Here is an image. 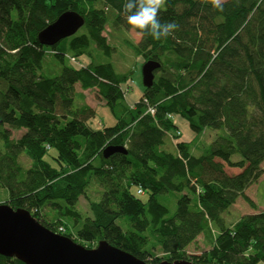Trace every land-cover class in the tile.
I'll return each instance as SVG.
<instances>
[{
    "label": "trees",
    "instance_id": "obj_1",
    "mask_svg": "<svg viewBox=\"0 0 264 264\" xmlns=\"http://www.w3.org/2000/svg\"><path fill=\"white\" fill-rule=\"evenodd\" d=\"M126 2L0 0V188L9 194L4 203L28 210L48 229L88 248L105 240L149 264L264 261V210L232 224L223 215L239 197L256 208L245 191L264 173V0H224L222 11L210 0H167L159 19L179 28L159 40L127 23ZM67 10L84 17L85 31L42 44L39 33ZM110 22L141 34L137 43L123 39L143 63H161L153 85H143L132 105L129 87H122L132 80V69L119 72L113 61L93 57L95 50L107 57L115 51L104 35ZM81 56L90 62L80 65ZM77 84L96 89L114 124H90L96 108L75 106ZM176 116L195 132L191 142L179 140ZM13 129L25 132L15 139ZM206 129L224 134L194 154ZM109 145L125 146L127 153L106 158ZM235 154L240 158L234 160ZM225 165L242 171L231 175ZM93 184L100 191L89 201L88 215L78 205ZM166 195L175 198L173 212L160 199ZM210 227L217 230L210 249L189 254L188 246ZM0 264L25 263L0 254Z\"/></svg>",
    "mask_w": 264,
    "mask_h": 264
},
{
    "label": "water",
    "instance_id": "obj_2",
    "mask_svg": "<svg viewBox=\"0 0 264 264\" xmlns=\"http://www.w3.org/2000/svg\"><path fill=\"white\" fill-rule=\"evenodd\" d=\"M84 17L74 10L61 13L38 35L42 44L53 45L70 37L84 25ZM161 63L149 59L142 65V81L151 87L155 71ZM116 152L127 153L122 145H109L103 154L106 158ZM0 254L16 257L25 264H149L133 254L101 240L88 248L72 238L54 232L42 225L22 208L0 203ZM160 264H216L190 260L163 261Z\"/></svg>",
    "mask_w": 264,
    "mask_h": 264
},
{
    "label": "rangeland",
    "instance_id": "obj_3",
    "mask_svg": "<svg viewBox=\"0 0 264 264\" xmlns=\"http://www.w3.org/2000/svg\"><path fill=\"white\" fill-rule=\"evenodd\" d=\"M85 31V26H82L77 33H82ZM104 35L107 36V38L110 39V42L112 45L115 46V51L113 52V55L110 57H107L104 55L101 51L95 50L94 58L102 61H113L114 65L116 66V69L119 72H126L128 70L132 69V80H130L129 86H127L128 83H124V90H127V87H129V90L127 92L128 96L127 99L129 101H136L137 94L139 98V93L143 88V81H142V65H143V57L140 55H136L135 51L131 49L125 42L123 38H129L130 40L134 42H138L141 34L134 31V30H127L124 29L123 31H119L115 24L110 22L104 31ZM134 95L135 99L133 100L131 96ZM84 102H88L91 104V106L96 107V117L94 118V122H92L93 127H101L102 124L106 125H112L115 123V118L110 110V108L103 104L104 101L98 96L96 89L91 90H80L75 97V106H81ZM176 122L178 123L179 129L181 130L182 137L187 138L189 132H194L190 127L189 132L186 127L187 121L186 119L182 118L181 116L175 117ZM25 130H12V137L15 139H18ZM224 129L220 130H213V129H207L197 140L195 143L196 149H202L203 147L209 145L218 135H223ZM170 149H172V146H169ZM194 153H199L193 150ZM240 156L238 154L233 155V159H239ZM22 162L25 165H30V160L22 156L21 157ZM264 164V163H263ZM264 168V166H263ZM99 191L100 188L98 185L93 184L89 190L87 191V196L80 197L78 209L84 213V214H91L90 212V200H96L99 197ZM248 195L251 196L254 202H256V208H253L243 197H239L238 202L235 206L230 207L227 211L224 212V217L227 221V223L232 224L236 221H238L244 213L252 210H264V173L262 174V177L252 184L250 188L247 191ZM8 191L5 189L0 188V203H4L6 199H8ZM143 199H146V195H141ZM174 196H161L160 199L169 206L171 212L174 211L176 202ZM45 212L48 213L49 216L55 217L56 211L52 209L51 206H47L45 208ZM214 229V230H213ZM216 228H209L205 230L206 237L201 240H199L196 245L192 246V251H197L198 253H189V254H201L202 252L210 249L211 247V240L214 239V234L212 231L215 232ZM217 231V230H216ZM197 248H196V247ZM149 249L151 250V246H149ZM191 251V250H190ZM153 252L158 255L162 256V254L157 251L153 250ZM257 264H264V261H260Z\"/></svg>",
    "mask_w": 264,
    "mask_h": 264
},
{
    "label": "clouds",
    "instance_id": "obj_4",
    "mask_svg": "<svg viewBox=\"0 0 264 264\" xmlns=\"http://www.w3.org/2000/svg\"><path fill=\"white\" fill-rule=\"evenodd\" d=\"M167 0H127L124 12L127 13V23L135 30L150 35L159 40L171 35L179 28L175 22L162 23L160 12L165 8ZM209 2V0H204ZM213 7L223 10L224 0H210Z\"/></svg>",
    "mask_w": 264,
    "mask_h": 264
},
{
    "label": "crops",
    "instance_id": "obj_5",
    "mask_svg": "<svg viewBox=\"0 0 264 264\" xmlns=\"http://www.w3.org/2000/svg\"><path fill=\"white\" fill-rule=\"evenodd\" d=\"M141 38V37H140ZM140 40V39H139ZM90 62V58L89 57H87V56H81L80 58H79V64L80 65H86V64H88ZM129 84H130V82H128V84H127V86H129ZM124 85L125 84H123L122 85V87H124ZM80 90H83V91H86V90H91V89H82L81 87H80V85L79 84H77L76 85V93H78ZM127 96H128V94H126V99H127ZM142 96V90L140 91V93H139V98ZM131 98L134 100L135 99V96L134 95H132L131 96ZM136 98H137V100L136 101H129L128 99H127V101H128V103L130 104V105H132V104H134L135 102H137L138 100H139V98H138V94H137V96H136ZM84 103H88V102H84ZM89 104V103H88ZM104 104V103H103ZM89 105H91V104H89ZM93 107V106H92ZM93 108H96V107H93ZM95 120H94V118L93 119H91L89 122H90V124H92V122H94ZM175 123L178 125V123L176 122V120H175ZM179 127V126H178ZM186 127H187V129H188V132H189V128L188 127H190L189 126V123L187 122V124H186ZM98 128V127H97ZM180 130V129H179ZM207 130V129H206ZM205 130V131H206ZM181 131V130H180ZM195 132H189L188 133V136H187V138H183V137H181L179 140L180 141H186V142H191L194 138H195ZM196 146L197 145H195L194 147H193V150H195L196 152H199L200 153V150L199 149H196ZM173 149V151L175 150V147L174 148H172ZM193 153H194V151H193ZM199 153H194V154H199ZM262 166H264V164H262ZM225 170L229 173V174H238V173H240L241 171H242V169H240V168H238V167H230V166H228V165H225ZM262 177V176H261ZM260 177V178H261ZM252 186V185H251ZM250 187H248L247 189H246V194L248 195V193H247V191H248V189H249ZM249 196V195H248ZM250 198H251V196H249ZM252 199V198H251ZM238 200H239V198L237 199V201H236V203L238 202ZM253 200V199H252ZM253 201H255V200H253ZM236 203L233 205V206H235L236 205ZM256 203V202H255ZM260 210H252V211H248V212H246V213H244V214H249V213H257V212H259ZM235 223V222H234ZM202 237L203 238H205L206 236L205 235H203V234H201V235H199L198 236V238H197V240H196V242L195 243H193V244H190L189 246H188V248H187V252L188 253H198L197 251H192L193 250V248H192V246H194V245H196V243L199 241V240H201L202 239ZM196 247V246H195ZM197 248V247H196ZM191 250V251H190Z\"/></svg>",
    "mask_w": 264,
    "mask_h": 264
},
{
    "label": "built area",
    "instance_id": "obj_6",
    "mask_svg": "<svg viewBox=\"0 0 264 264\" xmlns=\"http://www.w3.org/2000/svg\"><path fill=\"white\" fill-rule=\"evenodd\" d=\"M71 60H72V62H74V63H76V61H77L75 58H71ZM148 110H149L150 113H152V114L155 113V108L152 107V106H150V107L148 108ZM139 192H142V190L140 189Z\"/></svg>",
    "mask_w": 264,
    "mask_h": 264
}]
</instances>
